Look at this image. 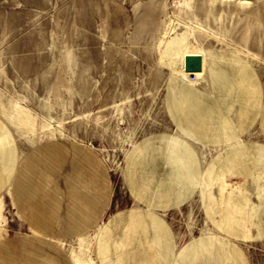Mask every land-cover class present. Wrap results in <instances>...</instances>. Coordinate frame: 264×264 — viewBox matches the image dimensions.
<instances>
[{
    "label": "rangeland",
    "instance_id": "obj_1",
    "mask_svg": "<svg viewBox=\"0 0 264 264\" xmlns=\"http://www.w3.org/2000/svg\"><path fill=\"white\" fill-rule=\"evenodd\" d=\"M0 264H264V0H0Z\"/></svg>",
    "mask_w": 264,
    "mask_h": 264
},
{
    "label": "water",
    "instance_id": "obj_2",
    "mask_svg": "<svg viewBox=\"0 0 264 264\" xmlns=\"http://www.w3.org/2000/svg\"><path fill=\"white\" fill-rule=\"evenodd\" d=\"M203 56L200 54H190L185 57V71L198 73L203 70Z\"/></svg>",
    "mask_w": 264,
    "mask_h": 264
}]
</instances>
